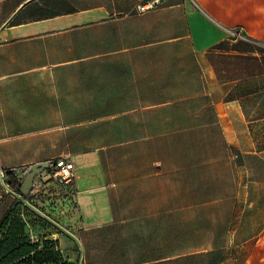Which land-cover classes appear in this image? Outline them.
<instances>
[{
    "label": "crops",
    "instance_id": "1",
    "mask_svg": "<svg viewBox=\"0 0 264 264\" xmlns=\"http://www.w3.org/2000/svg\"><path fill=\"white\" fill-rule=\"evenodd\" d=\"M147 1L0 0V217L78 264H264V0ZM62 155L46 211L11 188Z\"/></svg>",
    "mask_w": 264,
    "mask_h": 264
},
{
    "label": "trees",
    "instance_id": "2",
    "mask_svg": "<svg viewBox=\"0 0 264 264\" xmlns=\"http://www.w3.org/2000/svg\"><path fill=\"white\" fill-rule=\"evenodd\" d=\"M25 176L14 174L9 178L11 188L21 194V186ZM30 202L46 211V206L41 203L40 198H34L31 191L23 196ZM19 197L8 201L3 206L0 217V264H78L70 261L59 248V240L52 238H39L33 241L29 238L28 226L30 222L24 218V212L32 211L28 204ZM46 220L44 217L41 219ZM48 221V220H46ZM4 229V232H2Z\"/></svg>",
    "mask_w": 264,
    "mask_h": 264
},
{
    "label": "rangeland",
    "instance_id": "3",
    "mask_svg": "<svg viewBox=\"0 0 264 264\" xmlns=\"http://www.w3.org/2000/svg\"><path fill=\"white\" fill-rule=\"evenodd\" d=\"M264 52V51H263ZM261 103V105L262 106H264V97H263V100L260 102ZM257 133H258V136H262V137H264V129H257ZM136 151H137V149H136ZM55 203V202H54ZM27 205V204H26ZM52 206H54L53 208H52ZM28 207L32 210V211H35V212H37V216H35V215H33L31 212H27V210L26 211H23L24 212V218H26L29 222H30V225L28 226L29 228H28V233H29V238L30 239H34V238H37V236L38 237H40V238H42L43 236L41 235L43 232H45V231H47V230H49V229H52V230H57V229H60L61 230V232H64L63 234V236H66V237H70L71 238V236L69 235V234H67V232L65 231V230H63L62 228H60L57 224H55V227L52 225V224H49V223H47L48 221H46L47 220V218L45 217V216H43L40 212H38L36 209H34L33 207H31L30 205H28ZM39 208V207H38ZM40 209V208H39ZM50 209H52V210H55V211H57V209H56V206L55 205H53V202H51V207H50ZM67 216L68 215H71V212L68 214H66ZM41 217H44L46 220H44L43 218L41 219ZM65 223H67V220L66 221H64V224ZM63 226H65L66 227V225H63ZM67 228V227H66ZM2 232H4V229H3V231ZM33 234V235H32ZM61 236H62V234H61ZM37 240V239H36ZM72 240V239H71ZM73 243V241H70V248H68V250H70V251H74L76 248H78V246L77 245H74V244H72Z\"/></svg>",
    "mask_w": 264,
    "mask_h": 264
},
{
    "label": "built area",
    "instance_id": "4",
    "mask_svg": "<svg viewBox=\"0 0 264 264\" xmlns=\"http://www.w3.org/2000/svg\"><path fill=\"white\" fill-rule=\"evenodd\" d=\"M160 0H148L146 3H139L137 8L139 11H144L148 8L156 6ZM52 169V177L57 179L62 184L69 186L76 175L75 163L69 159L68 155H62L49 163ZM1 177L4 178L5 174L2 171Z\"/></svg>",
    "mask_w": 264,
    "mask_h": 264
},
{
    "label": "water",
    "instance_id": "5",
    "mask_svg": "<svg viewBox=\"0 0 264 264\" xmlns=\"http://www.w3.org/2000/svg\"><path fill=\"white\" fill-rule=\"evenodd\" d=\"M49 165L48 162H39L32 165L25 171V179L21 186V193L28 195L34 188L35 179L45 170Z\"/></svg>",
    "mask_w": 264,
    "mask_h": 264
}]
</instances>
